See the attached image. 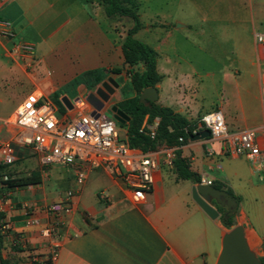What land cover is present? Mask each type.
<instances>
[{
    "label": "crops",
    "instance_id": "crops-1",
    "mask_svg": "<svg viewBox=\"0 0 264 264\" xmlns=\"http://www.w3.org/2000/svg\"><path fill=\"white\" fill-rule=\"evenodd\" d=\"M181 3L186 4L176 17V23L181 26L152 18L136 33V37L158 51L159 57L160 53L165 56L162 68L158 57V70L163 78L156 85L159 91L156 102L172 107L191 120L209 112L198 103L195 84L179 78L178 68L173 66L179 63L170 53L176 46L170 37L180 29L193 33L204 32L208 26L224 29L232 47L243 49L249 55L244 58L240 53L246 74L243 80L241 69L225 72L228 78L235 80L237 90L233 100L223 98L217 109L224 113L231 130L258 129L259 141L264 146L261 93L264 44L256 39V33L264 32V0H182ZM0 16L13 22L16 39L35 45L38 58L36 67L27 70L22 62L9 55L10 44L0 39L4 56L3 61L0 60L3 100H8L14 90L23 93L12 112L1 118L3 139L19 130L6 121L28 93L41 90L50 98L55 93L61 98L64 95L71 98L66 88L81 74L124 62L119 31L112 25L113 16L105 13L99 0H8L0 9ZM39 53L44 59L69 66L68 74H45ZM178 53L174 55L180 57ZM74 85L72 92L78 97L76 90L86 84ZM70 111L66 108L60 113L68 115ZM160 146L176 149L162 144L152 151ZM181 150L192 170L201 176V182L211 180L215 186L222 184V189L233 190L239 200L234 225L245 226L250 246L259 256H264V178L246 157L226 153L220 139L210 136L191 140L189 137ZM17 152L18 160L7 168V173L13 174L12 167L19 172L13 174V179L42 171L35 169L33 159L38 158V165L41 160L32 148L18 147ZM159 156L156 183L146 201L137 204L130 200L124 181L107 167L91 169L80 186L73 167H58L57 176L66 178L67 190L78 188L79 194L75 198V210L68 216L58 239L59 256L53 264H216L228 227L221 218L209 217L193 199L192 188L201 182L179 177L173 162L169 163L162 151ZM42 183L16 186L10 189L9 199L3 202L0 198V208L13 232L25 235L28 241L27 247H16L12 245V236L4 239L3 256L10 264H50L47 259L55 239L43 234L44 227L51 221L43 207L59 197L50 196ZM102 192L108 195L106 199L101 197ZM25 202L38 206L36 214L43 220L41 225H26L21 208ZM33 254L41 257L39 263H33Z\"/></svg>",
    "mask_w": 264,
    "mask_h": 264
},
{
    "label": "built area",
    "instance_id": "built-area-1",
    "mask_svg": "<svg viewBox=\"0 0 264 264\" xmlns=\"http://www.w3.org/2000/svg\"><path fill=\"white\" fill-rule=\"evenodd\" d=\"M8 0H0V9ZM16 30L13 22L0 16V39L10 44L9 55L22 62L27 70H33L38 62L36 47L33 43L16 39ZM256 39L264 44V32L256 33ZM262 103L264 107V75L262 76ZM99 99L101 97L97 96ZM78 104L77 100L75 102ZM82 105L74 106L75 113H60L57 104L41 90H34L25 97L17 107L14 114L6 121V124L16 125L19 130L9 138L3 139L0 135V166L11 167L18 160V147H30L40 155L41 164L44 167L71 166L74 168L77 185H82L88 178L91 169L107 167L117 177L121 178L129 192V198L133 203L146 201L147 194L156 183L157 171L160 167L159 152H163L165 159L172 163L175 151L166 146H160L157 151H144L141 148L131 146L128 135L121 134L119 125L122 123L106 112L113 105H106L100 109L85 101ZM96 111L97 113H93ZM159 118L153 123H146L142 129H146L149 135L156 136ZM203 129H209L211 137L223 141V150L233 155L246 157L261 178H264V146L259 141V131L255 128L231 130L228 127L224 113L212 110L203 114L198 127L193 133ZM264 132V124L262 127ZM11 173H3L0 176V185L9 179H13ZM202 182L212 184L211 180L203 179ZM12 191L8 189L1 197L3 202L10 198ZM79 189H69L58 200L47 204L43 210L51 217L46 224L43 234L53 237L54 243L48 256V263L53 264L59 256L58 239L62 229L67 224L68 216L75 210V198ZM106 192L101 197L107 198ZM26 216L27 226H39L43 220L36 214L38 206L25 202L21 206ZM3 239L11 237L12 245L27 247L28 241L25 235H16L6 216L1 220ZM33 263H39L41 257L32 255Z\"/></svg>",
    "mask_w": 264,
    "mask_h": 264
},
{
    "label": "rangeland",
    "instance_id": "rangeland-1",
    "mask_svg": "<svg viewBox=\"0 0 264 264\" xmlns=\"http://www.w3.org/2000/svg\"><path fill=\"white\" fill-rule=\"evenodd\" d=\"M140 3L141 20L143 24L150 22L152 18L167 20L175 23L176 26H181V23H176V17L181 14L182 7L186 8L185 3H181L182 0H138ZM185 1V0H184ZM183 5V6H182ZM159 15V17L157 16ZM112 25H116L119 31V41L122 42L126 35L127 30L132 26L133 20L128 16L114 15L112 18ZM224 29H207L203 32L193 33L189 30L180 29L178 32L170 37L175 48L170 51L173 60L177 61L179 65L173 64L178 68L179 78L183 77L192 84H195L197 89V100L200 105L204 107L205 111H212L219 108L221 100L223 98L228 100L234 99V93L237 90V84L233 78H228L225 72H231L233 69L242 70V80L245 78V70L242 64L240 53L243 57H248L245 54L246 51H240L233 48L232 43L226 39ZM249 35V33H247ZM156 36V35H155ZM140 37H144L143 34ZM196 43L193 44V43ZM178 53L180 57H176L174 54ZM159 62L160 68L163 66L165 56L160 53ZM42 57L41 70L45 74H55L56 76H66L69 69L66 64L54 63L50 59H44L43 54L39 53ZM3 47L0 43V60L3 61ZM114 67H122V71L115 73L112 71ZM129 66H125L124 62H118L113 65H109L103 70V79L93 85H83L79 90L75 92L76 85H69L66 90L70 94L77 109L79 106L88 108L86 105H82L83 102L88 101L87 97L90 93H97L99 88H102L107 92L108 104L117 105L120 101L126 98L133 97L137 94L135 91L131 75L129 73ZM135 70H142V66L138 65L134 67ZM189 74L191 76H189ZM186 77H188L186 79ZM107 83L108 86H105ZM25 91V89H24ZM23 94L22 90L15 91L10 95L9 99L3 100V82L0 80V122L1 118L8 116L15 105L18 102L19 95ZM53 98V97H51ZM78 102L76 104L75 102ZM75 108V107H74ZM71 109L70 114L75 113V109ZM122 136L125 135L127 125H119ZM33 164L37 165L35 169H41L42 185L45 187L47 193L62 196L67 188L65 187V177L57 176L58 165L44 167L40 163L38 165V158L33 159ZM17 167V166H15ZM16 169V168H15ZM13 174L16 170H13ZM31 171V169H30Z\"/></svg>",
    "mask_w": 264,
    "mask_h": 264
},
{
    "label": "trees",
    "instance_id": "trees-1",
    "mask_svg": "<svg viewBox=\"0 0 264 264\" xmlns=\"http://www.w3.org/2000/svg\"><path fill=\"white\" fill-rule=\"evenodd\" d=\"M104 6L105 13L108 16L121 15L128 16L133 20L132 26L127 30V33L122 40V50L124 55V65L129 66L132 85L137 92L133 97L123 99L117 105L123 109L130 117V121L121 124L127 125L128 141L131 146L138 147L144 151L154 150L159 145L165 144L175 146V158L173 165L181 178L191 179L194 182H201V176L192 170L189 160L183 155L181 146L189 139L194 130L198 127L200 119L191 120L185 115L176 112L172 107L162 105L156 101L146 105L140 102V94L144 88L156 86L163 78V75L158 70V51L149 43L136 37V33L144 27L141 20L140 3L138 0H99ZM141 65L142 70H135L134 67ZM103 70L93 69L84 72L77 77L73 84L85 83L93 85L103 79ZM112 71L119 73L122 67H114ZM53 99L57 102L60 111L66 110V107L61 101L59 93H55ZM156 118H159L157 133L155 137L149 135L146 129L142 126L147 119V123H153ZM4 172H8L6 166H0V176ZM42 171H33L28 177L9 179L0 185V198L8 189L16 186H26L29 184L42 183ZM218 188H223L222 184H216ZM228 191L234 194L231 188ZM222 212L225 208L219 207ZM5 217V213L0 208V264H10V261L3 256L4 239L2 234L1 220ZM234 216L226 226L230 228L234 225ZM264 263V256H260Z\"/></svg>",
    "mask_w": 264,
    "mask_h": 264
},
{
    "label": "water",
    "instance_id": "water-1",
    "mask_svg": "<svg viewBox=\"0 0 264 264\" xmlns=\"http://www.w3.org/2000/svg\"><path fill=\"white\" fill-rule=\"evenodd\" d=\"M104 85L108 86L107 83H104ZM98 95L101 99L97 97ZM158 97L159 91L157 86H149L144 88L140 94V102L150 105ZM87 100L96 110H100L108 103L107 92L99 88L96 94L90 93ZM61 101L67 109L74 108V101L69 96L64 95ZM93 113L95 114L97 112L94 111ZM106 115L122 124L129 122L131 119L118 105H113L108 109ZM210 136V130L203 129L198 133L191 134L190 139L197 140ZM192 197L212 219L221 218L223 222H228L238 211V198L226 189L218 188L210 183L201 182L194 185L192 188ZM219 207L226 208V210L222 212ZM216 264H264L258 253L250 246L243 224H235L224 232L222 247Z\"/></svg>",
    "mask_w": 264,
    "mask_h": 264
}]
</instances>
